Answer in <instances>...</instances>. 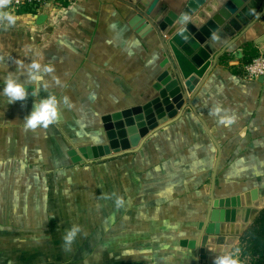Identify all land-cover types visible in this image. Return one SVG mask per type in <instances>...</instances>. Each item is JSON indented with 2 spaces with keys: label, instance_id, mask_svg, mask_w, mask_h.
Wrapping results in <instances>:
<instances>
[{
  "label": "crops",
  "instance_id": "obj_1",
  "mask_svg": "<svg viewBox=\"0 0 264 264\" xmlns=\"http://www.w3.org/2000/svg\"><path fill=\"white\" fill-rule=\"evenodd\" d=\"M71 1L45 0L40 13L15 11L16 25L0 26V264H196L195 250L182 242L199 233L216 161L215 197L234 217L227 228L242 232L231 246L211 249L234 251L264 208V77L247 78L243 70L264 53V22L230 46L192 98L206 126L187 108L136 152L75 163L72 148L108 143L101 139L107 122L115 127L121 113L124 123L133 115L123 111L155 97L165 67L158 32L149 21L135 26L133 7ZM128 1L144 11L154 2ZM187 2L158 0L150 16L165 8L180 13ZM33 58L52 64L60 84L46 76V90L33 96L28 85L25 101L8 104L4 78L12 72L26 82ZM50 93L61 101L58 121L25 131L24 118ZM225 115L236 117L230 127L219 123ZM73 224L84 233L65 252L62 236Z\"/></svg>",
  "mask_w": 264,
  "mask_h": 264
},
{
  "label": "water",
  "instance_id": "obj_2",
  "mask_svg": "<svg viewBox=\"0 0 264 264\" xmlns=\"http://www.w3.org/2000/svg\"><path fill=\"white\" fill-rule=\"evenodd\" d=\"M121 1L138 12L133 19L135 26L149 21L155 27L164 48L162 66L165 68L153 87L157 91L155 97L123 111V115H133L125 117L124 123L121 113L115 116V127L107 122L108 143H86L72 148L69 154L75 163H91L136 152L153 133L178 119L187 108L192 109L206 126L192 98L230 46L253 24L264 22V0H188L180 13L165 8L156 18L150 14L158 0H154L145 11L131 1ZM210 1L212 5L207 10L203 9ZM195 14L198 18L194 17ZM45 18L46 15H41L39 22ZM232 32H238L233 41L222 43L225 36ZM105 121H109V117ZM217 170L218 161L206 187L210 204L199 225V233L195 239L182 242V245L195 250L196 264H213L214 259L209 256L220 254L224 249L215 251L211 247L231 246L242 232L236 234L233 229L227 228L228 224H234V217L222 205V200L215 197Z\"/></svg>",
  "mask_w": 264,
  "mask_h": 264
},
{
  "label": "clouds",
  "instance_id": "obj_3",
  "mask_svg": "<svg viewBox=\"0 0 264 264\" xmlns=\"http://www.w3.org/2000/svg\"><path fill=\"white\" fill-rule=\"evenodd\" d=\"M12 0H0V26L5 29L14 27L16 25L18 17L11 10ZM19 67H23L22 61H17ZM55 67L48 64H41L35 58L32 59L28 65L26 76V82H21L19 76L15 73L9 72L4 78V87L2 94L8 98V104H14L16 102H23L28 98V85H33L34 89L32 95H36L38 87L47 89L49 87L48 82L45 80L46 76L55 73ZM53 81L59 85L60 79L57 76L52 75ZM61 101L57 99L55 94H49L47 97L41 99L38 103H35L34 109L29 115L24 118L25 131L38 128L47 129L49 126L55 124L59 119V105ZM63 103L69 104L67 97L63 98ZM222 109L216 107L212 110V114L219 115ZM235 115L221 116L219 123L230 127L235 123ZM115 195V194H113ZM115 204L117 207H121L124 204V198L116 196ZM84 233V229L79 224H73L69 227L62 236V248L65 252L72 250V245L76 241L78 235ZM86 234V233H85ZM240 248H235L234 251L224 250L220 254L214 257L213 264H241L239 258Z\"/></svg>",
  "mask_w": 264,
  "mask_h": 264
},
{
  "label": "trees",
  "instance_id": "obj_4",
  "mask_svg": "<svg viewBox=\"0 0 264 264\" xmlns=\"http://www.w3.org/2000/svg\"><path fill=\"white\" fill-rule=\"evenodd\" d=\"M17 12L30 11L23 8ZM238 248L241 250V264H264V208L241 236Z\"/></svg>",
  "mask_w": 264,
  "mask_h": 264
},
{
  "label": "built area",
  "instance_id": "obj_5",
  "mask_svg": "<svg viewBox=\"0 0 264 264\" xmlns=\"http://www.w3.org/2000/svg\"><path fill=\"white\" fill-rule=\"evenodd\" d=\"M72 2L71 0H69ZM45 0H12L11 9H29L31 13H40ZM17 10V11H18ZM244 75L247 78L257 79L264 77V53L253 57L243 65Z\"/></svg>",
  "mask_w": 264,
  "mask_h": 264
},
{
  "label": "rangeland",
  "instance_id": "obj_6",
  "mask_svg": "<svg viewBox=\"0 0 264 264\" xmlns=\"http://www.w3.org/2000/svg\"><path fill=\"white\" fill-rule=\"evenodd\" d=\"M73 2H71V4H72ZM13 12H15V10H13V9H11ZM18 10V9H17ZM17 10H16V12H17ZM21 10V9H20ZM83 122H88L87 124L88 125H90V124H93V123H96L95 122V120H93V119H84L83 120ZM96 136H98V135H96ZM100 137V136H99ZM98 137V138H99ZM95 139L94 140H97V138L96 137H94ZM101 139L103 140V142H108V136H107V134H103L102 136H101Z\"/></svg>",
  "mask_w": 264,
  "mask_h": 264
}]
</instances>
